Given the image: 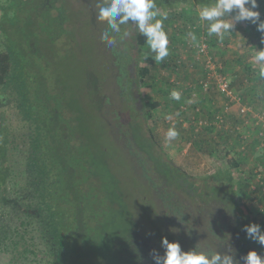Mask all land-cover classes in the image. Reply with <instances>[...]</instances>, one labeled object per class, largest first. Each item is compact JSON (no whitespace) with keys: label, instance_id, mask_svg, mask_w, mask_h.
I'll return each mask as SVG.
<instances>
[{"label":"rangeland","instance_id":"obj_1","mask_svg":"<svg viewBox=\"0 0 264 264\" xmlns=\"http://www.w3.org/2000/svg\"><path fill=\"white\" fill-rule=\"evenodd\" d=\"M63 1L72 22L68 23L72 41L56 67L63 75L66 101L74 99L89 121L83 132L97 143H89L96 150L88 147L87 160L108 202L96 234L107 257L127 244L121 252L130 264H155L151 253L164 254L165 236L178 240L184 250L224 252L232 246L237 257L250 249L264 256V246L247 239L242 230L253 222L264 230V80L251 62L257 48L246 26L237 23L229 42L228 34L224 41L216 36L208 39L242 98L227 108V99L216 87L205 91L199 86L203 57L189 47L190 22L210 4L193 9L156 2L160 12L167 13L163 23L170 48V55L156 64L155 54L147 44L140 45L139 32L131 23L121 26L130 35L124 40L115 36L114 46L101 39L107 22L96 18L98 0ZM2 14L0 10V20ZM199 24L207 33V22ZM29 43L34 45V40ZM193 84L195 96L190 93ZM173 89L182 93L180 101L170 98ZM155 102L159 106L151 107ZM181 103L189 108H181ZM241 105L248 111L242 112ZM173 125L179 136L167 142V130ZM228 152L238 166L228 164ZM202 153L210 154L216 166ZM222 171L225 180L227 172L233 176L234 191L218 185L216 175ZM4 209L0 225L7 216ZM129 239L137 253L129 252ZM6 261L0 250V264Z\"/></svg>","mask_w":264,"mask_h":264},{"label":"trees","instance_id":"obj_2","mask_svg":"<svg viewBox=\"0 0 264 264\" xmlns=\"http://www.w3.org/2000/svg\"><path fill=\"white\" fill-rule=\"evenodd\" d=\"M161 1L173 7L214 3L156 0ZM64 4L63 0L0 4V209L7 211L0 225V250L6 264H130L121 252L127 244L109 259L96 235L108 208L96 171L87 160L88 147L96 150L89 143H97L83 132L89 121L81 116L74 99L66 101L63 75L56 67L57 59L68 55L72 41L73 28L68 26L72 22ZM259 11L264 20V0ZM198 18L196 14L190 23L196 24ZM241 23L252 36L253 46L264 48V34L256 25ZM199 28L192 29L196 37L202 33ZM145 39L139 33L140 45L146 44ZM150 105L159 106L157 102ZM202 155L216 166L210 154ZM227 162L238 166L230 152ZM223 174L216 175L218 185L234 191L233 176L227 172L225 180ZM205 200L210 204V197ZM241 208L249 212L245 205ZM129 241V252L137 253L138 247Z\"/></svg>","mask_w":264,"mask_h":264},{"label":"clouds","instance_id":"obj_3","mask_svg":"<svg viewBox=\"0 0 264 264\" xmlns=\"http://www.w3.org/2000/svg\"><path fill=\"white\" fill-rule=\"evenodd\" d=\"M259 3L260 0H214V3L200 8L198 16L201 24L207 22V34L221 40L225 34L233 32L237 23L245 21L256 25L257 30L264 34V20H261ZM96 7L97 20L107 22V29L101 39L109 46L116 44L115 36L124 40L130 35L128 31H122L121 26L131 23L146 38L145 43L155 54L152 57L156 64L170 55L169 36L163 23L167 19V13L160 12L156 0H98ZM188 36L193 41L196 40L195 33L189 32ZM251 62L254 67L258 66V76L264 80V48L255 50ZM169 96L172 100L180 101L182 93L173 89ZM178 136L179 132L173 125L167 130L165 139L172 142ZM242 230L247 239L264 246L261 224L249 223ZM161 247L164 249L163 255L155 250L151 253L155 264H264V256L256 249H250L241 257H237L238 250L232 246L224 252H202L196 248L184 250L178 240H169L167 236L162 237Z\"/></svg>","mask_w":264,"mask_h":264},{"label":"built area","instance_id":"obj_4","mask_svg":"<svg viewBox=\"0 0 264 264\" xmlns=\"http://www.w3.org/2000/svg\"><path fill=\"white\" fill-rule=\"evenodd\" d=\"M198 6L199 5H195L192 8L197 9ZM199 23L200 20L195 25H189L188 30L192 31V29L194 30L197 27H202ZM189 47L196 51L198 57H203L202 62L204 66H202V69L204 75L198 82L199 86L205 91L216 87V89L227 99L225 105L227 108L229 107V102H241V95L233 87L232 78L224 71L222 62H220L218 57L213 54V50L209 45L208 36L204 30L199 35L197 40H189ZM194 86V84L190 86V93L192 96L197 94L193 91ZM182 108L186 110L189 108V105L187 103L183 104ZM225 111H227V109ZM241 111L247 112L248 109L245 105H241ZM218 118H220V116H218Z\"/></svg>","mask_w":264,"mask_h":264},{"label":"crops","instance_id":"obj_5","mask_svg":"<svg viewBox=\"0 0 264 264\" xmlns=\"http://www.w3.org/2000/svg\"><path fill=\"white\" fill-rule=\"evenodd\" d=\"M240 24H241V22H240ZM240 24H238L237 26L240 27ZM235 31H236V29L234 28V29H233V32L228 33V36L225 38V41H228V42H229L230 35H232ZM235 35H237V34H235ZM233 38H234V37H231V39H233ZM222 41H224V39H222Z\"/></svg>","mask_w":264,"mask_h":264}]
</instances>
